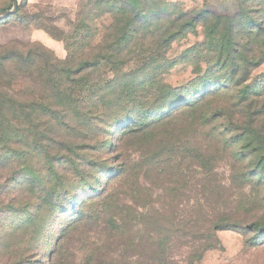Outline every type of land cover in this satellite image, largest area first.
Segmentation results:
<instances>
[{
    "label": "rangeland",
    "instance_id": "rangeland-1",
    "mask_svg": "<svg viewBox=\"0 0 264 264\" xmlns=\"http://www.w3.org/2000/svg\"><path fill=\"white\" fill-rule=\"evenodd\" d=\"M17 2L0 264H264V0Z\"/></svg>",
    "mask_w": 264,
    "mask_h": 264
},
{
    "label": "crops",
    "instance_id": "crops-1",
    "mask_svg": "<svg viewBox=\"0 0 264 264\" xmlns=\"http://www.w3.org/2000/svg\"><path fill=\"white\" fill-rule=\"evenodd\" d=\"M28 2L43 3L58 6H75L80 0H26Z\"/></svg>",
    "mask_w": 264,
    "mask_h": 264
},
{
    "label": "water",
    "instance_id": "water-1",
    "mask_svg": "<svg viewBox=\"0 0 264 264\" xmlns=\"http://www.w3.org/2000/svg\"><path fill=\"white\" fill-rule=\"evenodd\" d=\"M16 7H17V1L12 0V8L8 10H0V16L14 12L16 10Z\"/></svg>",
    "mask_w": 264,
    "mask_h": 264
},
{
    "label": "trees",
    "instance_id": "trees-1",
    "mask_svg": "<svg viewBox=\"0 0 264 264\" xmlns=\"http://www.w3.org/2000/svg\"><path fill=\"white\" fill-rule=\"evenodd\" d=\"M16 1H17V0H16ZM10 2H12V0H10ZM10 2H9V5H10ZM17 5H18V2H17ZM17 7H18V6H17ZM17 7H16V9H18ZM0 8H3V9H1V10H8V9H6V8H8V6H2V7H0Z\"/></svg>",
    "mask_w": 264,
    "mask_h": 264
}]
</instances>
